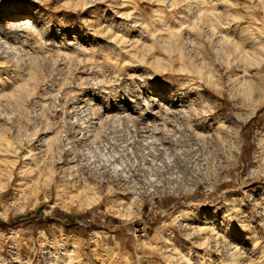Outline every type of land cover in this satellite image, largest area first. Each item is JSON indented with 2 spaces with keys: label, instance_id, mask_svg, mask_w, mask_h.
Instances as JSON below:
<instances>
[{
  "label": "rangeland",
  "instance_id": "374dc122",
  "mask_svg": "<svg viewBox=\"0 0 264 264\" xmlns=\"http://www.w3.org/2000/svg\"><path fill=\"white\" fill-rule=\"evenodd\" d=\"M173 1L0 0L10 35L13 18L41 32L0 44V264H47L64 236L76 264H264V60L240 61L264 49V0ZM122 99L181 111L112 125ZM136 185L154 186L141 204Z\"/></svg>",
  "mask_w": 264,
  "mask_h": 264
},
{
  "label": "bare ground",
  "instance_id": "6f19581e",
  "mask_svg": "<svg viewBox=\"0 0 264 264\" xmlns=\"http://www.w3.org/2000/svg\"><path fill=\"white\" fill-rule=\"evenodd\" d=\"M165 1H168V3L170 2V5L174 2L173 0H165ZM183 1V3H181L182 4V6L184 7V8H190V7H192V8H196L198 5L200 6V4H201V6H202V4H206V2H205V0H181V2ZM175 2H178V1H176L175 0ZM163 3H164V1H163ZM167 3V2H166ZM176 4V3H175ZM178 4V3H177ZM180 4V3H179ZM167 5V4H166ZM203 5V6H204ZM181 5H180V7H182ZM202 8V7H201ZM200 7H199V9H201ZM198 9V8H197ZM196 9V10H197ZM199 11V10H198ZM194 12V11H193ZM24 21H31L32 23H33V20H31V18H22V19H15V18H13V20H9V23L11 24V25H14V23H16V24H21V23H23ZM160 30H162V29H160ZM23 37V39H21V38H19V37ZM73 37H74V35H72ZM114 38V37H113ZM112 38V39H113ZM0 39H3V41H10V43L11 44H13V45H15L16 43H17V41H21V42H23L25 39H26V36H24V35H22L21 34V32L20 33H12V35H10V32L6 29V27H4V26H2V25H0ZM111 39V40H112ZM180 39V38H179ZM178 40V39H177ZM114 41V40H113ZM115 42H116V40H115ZM176 42V41H175ZM178 42V41H177ZM186 42V41H185ZM112 43V42H111ZM182 43V42H181ZM239 44L240 43V41L239 42H235V44ZM177 44H180V42L179 43H177ZM185 44V43H184ZM183 44V45H184ZM175 45H176V43H175ZM182 45V44H181ZM244 48V49H243ZM242 49H241V53H240V61L242 62H240L241 64H244L245 65V61H244V58H246V56L248 57L247 59H249V64H252V65H259L263 60H264V49L263 48H260V46L259 45H256V44H254L252 41L251 42H249V45L248 46H246V47H243ZM246 48V49H245ZM243 57V58H242ZM239 62V61H238ZM10 68L6 65V63H4V62H1L0 61V71H7V70H9ZM11 70V69H10ZM14 75V74H13ZM8 78V77H7ZM15 80V79H14ZM248 82V81H247ZM249 84V83H248ZM21 85H25L26 86V82L24 81V82H21V83H19L18 84V81L17 80H15V81H12V83H11V87L10 88H16V87H21ZM246 85V84H245ZM243 86V85H242ZM246 87V86H245ZM244 87V88H245ZM244 88H243V90H244ZM246 89H248V91H247V94H248V92H249V86H248V88H246ZM259 89V88H258ZM231 90H232V88H231ZM242 90V87H241V89H240V91ZM243 90L241 91V93L243 92ZM238 91V90H237ZM245 91V90H244ZM254 90H252V92H253ZM229 92H230V90H229ZM234 92V91H233ZM246 92V91H245ZM244 92V93H245ZM231 93H232V91H231ZM237 93V92H236ZM240 94V93H239ZM249 94H253V96H254V92L253 93H251V92H249ZM233 95V94H232ZM256 95V94H255ZM260 95V94H259ZM258 95V97L256 98L255 96V98L256 99H254V100H256L255 102H253L252 104H254V105H256V103H259L260 102V100H261V96H259ZM246 96H248V95H246ZM251 100V98H249V97H247V100ZM248 100V101H249ZM253 100V99H252ZM253 100V101H254ZM126 101H129V102H131V105L130 106H127V108H124V106L126 105ZM168 101H171L169 104H174L175 103V99H166L165 100V102H168ZM173 102V103H172ZM251 105V104H250ZM253 105V106H254ZM115 106H117V110H118V112L120 113V114H117V113H114V114H106L103 118L105 119V120H107L108 122H110L112 125L113 124H115V123H120V122H124L125 123V126H130V127H132V128H134L135 127V123H141V120H142V117L146 114V113H151L153 116H151L152 117V121L156 118V117H158V115H157V113L158 112H163V114H164V116L166 115L167 116V113L168 112H171V114L173 113V114H177V113H179L180 111H181V109L179 110V109H175V110H171V111H169L167 108H165L164 107V109L160 106V102L158 101V100H155V101H153L152 103L150 102V101H147V100H141V99H128V100H126V99H122L121 100V102L119 101V104L118 105H115ZM180 106V105H179ZM109 107L108 106H105V111H107V112H109L110 111V109H108ZM157 110H156V109ZM160 108L162 109L161 111H160ZM128 110L130 111V112H134V113H137L136 115H131V114H129L128 113ZM254 111V110H253ZM154 115H156V116H154ZM95 122H98V121H95ZM139 128V130H142V129H147L148 128V125H145V124H142L141 126H139L138 127ZM146 131H148L149 133H145V135H146V138H149L150 136H151V132L149 131V130H146ZM141 132V131H140ZM143 132H145V131H143ZM142 134V136H145L143 133H141ZM38 140V139H37ZM39 140H43V139H39ZM45 140H47V139H45ZM44 142V141H43ZM40 143V142H39ZM30 149V148H29ZM26 151V150H25ZM30 151V150H29ZM28 151V154H31L30 152ZM38 152V151H37ZM27 153V152H26ZM34 155V154H33ZM28 159H29V157H28ZM11 168V167H10ZM71 168V169H70ZM73 168V169H72ZM76 169V167L73 165V167H69V168H63L62 166H59L58 168H57V173H59L60 175L61 174H63V175H65V176H68V177H72L73 178V175H74V173H76V172H74V173H70V170L71 171H73V170H75ZM1 170V169H0ZM28 170V169H27ZM11 171V170H10ZM20 173H22V172H24L25 173V171H26V169H25V166H21L20 167ZM76 171V170H75ZM1 172V171H0ZM3 172V171H2ZM10 173V172H9ZM11 174V173H10ZM147 187H149L148 188V190H145L144 189V186H138V185H136V189H134L135 190V192H136V190L138 189L139 191V193H136V194H134V197L133 198H135L136 200H138V202L140 201V204L142 203V201H141V199H142V193H140V192H145V191H148V192H151L152 190H153V187L154 186H151V185H147ZM21 188V187H20ZM23 188V187H22ZM133 191V190H132ZM21 192H22V189H21ZM144 196V195H143ZM73 201V200H72ZM71 201V202H72ZM68 202H70V201H68ZM78 203V202H77ZM126 202L122 199V204H125ZM82 205V204H81ZM222 217L224 218V219H226V220H229V218H231L232 216H227L225 213L222 215ZM194 217H193V215L192 214H190V213H184L182 216H181V220H183L184 221V223H182L181 224V226L182 227H184V228H187V230H188V233L189 234H194V235H200V234H203V235H208V236H210V235H212L213 237H216L217 236V234H216V229H213V225H211V223H210V219H204V220H201V222H199V223H197V224H193L194 223ZM201 223V224H200ZM45 238H47V237H45ZM245 238H247V236L245 237ZM47 242H49V241H47ZM42 243V244H45V245H50V242L49 243ZM74 245H75V243H74V241L72 240V239H70L68 236H64V237H62V238H60V239H58L57 240V242L55 241V242H53L50 246H48V249H52V251L50 252V250H47V255H49L48 256V259H47V264H76L75 262L76 261H78L77 260V258L76 257H72L71 256V252L73 251V249H74ZM153 246H155V245H153ZM58 247V249H60L62 252L61 253H59V254H56V248ZM70 247H71V249H70ZM229 248H231V250H233L234 249V246H232V245H229L228 246ZM163 250H164V252L167 254L166 256H167V258L169 259V257H177V258H179L180 257V255H178V254H175L173 251H171V249L170 248H168L166 245L163 247ZM53 253V254H52ZM52 256H51V255ZM55 254V255H54ZM15 255H17V254H15ZM14 257V256H13ZM21 259V258H20ZM20 259H17V260H20ZM182 259V258H181ZM96 260V262H97V264H104V262H102V259H99V261H98V259H95ZM176 260H178V259H176ZM245 262H248V261H245ZM19 263H21L22 264V262L21 261H19Z\"/></svg>",
  "mask_w": 264,
  "mask_h": 264
},
{
  "label": "clouds",
  "instance_id": "9594fccd",
  "mask_svg": "<svg viewBox=\"0 0 264 264\" xmlns=\"http://www.w3.org/2000/svg\"><path fill=\"white\" fill-rule=\"evenodd\" d=\"M18 30H23V31H26L28 33L35 34L36 36H40L41 35L40 30L31 21H24L21 24L14 25L13 26V32L16 33ZM19 38L23 39L22 36L19 37ZM3 43H4V41L0 40V44H3ZM9 51L16 52L17 49L11 48V49H9ZM9 59L11 61L12 58L10 57ZM33 115H39V113L38 112H33ZM92 147L94 148L95 146L92 145ZM77 151L82 152L83 156L85 157L83 163L87 164L88 161H87L86 157L91 155V153L89 152V145L85 144L82 149H78ZM89 175H92V173L90 172Z\"/></svg>",
  "mask_w": 264,
  "mask_h": 264
},
{
  "label": "built area",
  "instance_id": "2783aa9c",
  "mask_svg": "<svg viewBox=\"0 0 264 264\" xmlns=\"http://www.w3.org/2000/svg\"><path fill=\"white\" fill-rule=\"evenodd\" d=\"M149 202L151 203V200H149Z\"/></svg>",
  "mask_w": 264,
  "mask_h": 264
}]
</instances>
